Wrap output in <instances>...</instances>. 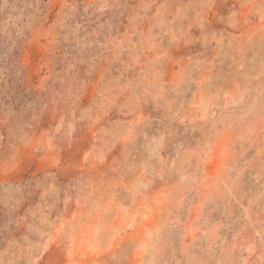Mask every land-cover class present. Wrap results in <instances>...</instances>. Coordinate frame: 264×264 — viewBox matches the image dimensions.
<instances>
[{
    "label": "rangeland",
    "instance_id": "obj_1",
    "mask_svg": "<svg viewBox=\"0 0 264 264\" xmlns=\"http://www.w3.org/2000/svg\"><path fill=\"white\" fill-rule=\"evenodd\" d=\"M0 264H264V0H0Z\"/></svg>",
    "mask_w": 264,
    "mask_h": 264
}]
</instances>
